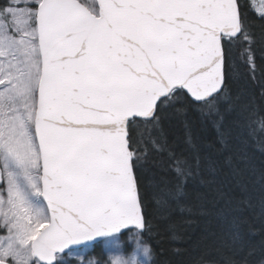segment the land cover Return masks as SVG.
<instances>
[{
  "label": "snow or ice",
  "instance_id": "6c2138e0",
  "mask_svg": "<svg viewBox=\"0 0 264 264\" xmlns=\"http://www.w3.org/2000/svg\"><path fill=\"white\" fill-rule=\"evenodd\" d=\"M258 45L264 0H0V264H264Z\"/></svg>",
  "mask_w": 264,
  "mask_h": 264
},
{
  "label": "trees",
  "instance_id": "16d2710c",
  "mask_svg": "<svg viewBox=\"0 0 264 264\" xmlns=\"http://www.w3.org/2000/svg\"><path fill=\"white\" fill-rule=\"evenodd\" d=\"M257 34L259 35L260 29L259 26L256 28ZM256 63H257V70H256V81H249V87L255 90L256 83L261 79H264V63H262V59H264V53L261 52V47L258 45L256 48ZM239 73H243L246 76L251 75L248 68L240 63L239 66ZM171 134L174 136H181L182 133L178 127H175L171 130ZM257 135L260 137H264V127L257 125ZM208 136H211V132L208 133ZM257 157L260 158V154L257 153ZM203 225H193L189 227L185 233V238L182 244L176 245L172 240L168 238V234L161 231V236L158 240L155 241L158 248L162 251L161 261L162 262H170V264H191V261L195 256L199 254L200 250V237L202 233ZM259 227V225H257ZM259 236L253 237L252 242L258 243ZM175 247H180L183 249L180 255H175L173 249ZM95 254V257L98 259L99 256Z\"/></svg>",
  "mask_w": 264,
  "mask_h": 264
},
{
  "label": "rangeland",
  "instance_id": "374dc122",
  "mask_svg": "<svg viewBox=\"0 0 264 264\" xmlns=\"http://www.w3.org/2000/svg\"><path fill=\"white\" fill-rule=\"evenodd\" d=\"M258 2V1H257ZM92 259H98L97 257H95V254H92ZM100 259V258H99Z\"/></svg>",
  "mask_w": 264,
  "mask_h": 264
}]
</instances>
